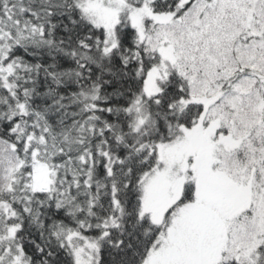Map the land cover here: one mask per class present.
I'll use <instances>...</instances> for the list:
<instances>
[{"label":"snow or ice","instance_id":"6c2138e0","mask_svg":"<svg viewBox=\"0 0 264 264\" xmlns=\"http://www.w3.org/2000/svg\"><path fill=\"white\" fill-rule=\"evenodd\" d=\"M0 264H264V0H0Z\"/></svg>","mask_w":264,"mask_h":264}]
</instances>
